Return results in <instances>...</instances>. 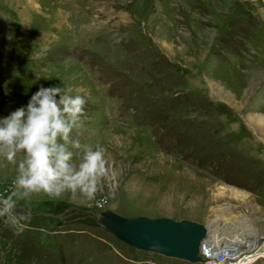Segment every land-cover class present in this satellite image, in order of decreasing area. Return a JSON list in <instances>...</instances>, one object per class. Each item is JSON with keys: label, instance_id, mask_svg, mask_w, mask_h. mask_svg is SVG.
I'll list each match as a JSON object with an SVG mask.
<instances>
[{"label": "rangeland", "instance_id": "1", "mask_svg": "<svg viewBox=\"0 0 264 264\" xmlns=\"http://www.w3.org/2000/svg\"><path fill=\"white\" fill-rule=\"evenodd\" d=\"M41 87L85 97L72 138L105 149L108 175L93 199L23 198L0 158L18 221L0 217V264H202L136 249L91 212L264 241V0H0V118Z\"/></svg>", "mask_w": 264, "mask_h": 264}, {"label": "clouds", "instance_id": "2", "mask_svg": "<svg viewBox=\"0 0 264 264\" xmlns=\"http://www.w3.org/2000/svg\"><path fill=\"white\" fill-rule=\"evenodd\" d=\"M86 103L83 95L67 94L61 87H41L26 107L0 118V158L17 163L14 185L23 198L33 193L53 198L65 193L95 197L108 175L105 149L82 146L72 138L73 131L82 126ZM72 149L82 150L75 160ZM15 213L14 201L0 198V217L16 224Z\"/></svg>", "mask_w": 264, "mask_h": 264}, {"label": "water", "instance_id": "3", "mask_svg": "<svg viewBox=\"0 0 264 264\" xmlns=\"http://www.w3.org/2000/svg\"><path fill=\"white\" fill-rule=\"evenodd\" d=\"M91 213L103 228L136 249L201 262V257L197 254L199 243L205 235L203 224L187 219L172 220L167 217L126 218L112 211ZM43 214L59 218L63 213Z\"/></svg>", "mask_w": 264, "mask_h": 264}, {"label": "bare ground", "instance_id": "4", "mask_svg": "<svg viewBox=\"0 0 264 264\" xmlns=\"http://www.w3.org/2000/svg\"><path fill=\"white\" fill-rule=\"evenodd\" d=\"M226 190L229 193H235V194L238 193V194H241L242 196L245 197V194H243L241 191L235 190L233 188L226 187ZM213 223H214L213 221H210L209 222V225H208L209 230H208L206 224H203V226L205 227V233L208 232V231L209 232L212 231L213 232V235L216 236L214 234V230L213 229H210L212 227L211 225ZM238 235H239L238 240L236 241V243H234V245H230V244L223 245V244H221L220 243V240H219V238L217 236H216V238L215 237H213V238H210L209 237V239L215 241V243H216V248H215L216 253H222L223 252L228 257H232V256L237 257L238 256V253L236 255L235 254L234 255H230V254H227L228 251L234 250V247L236 245H238V244L239 245H245V244L247 245L248 241H250L249 238L251 237L252 240H253V243H249L248 244V247H252V250H251V252L250 251L249 252L246 251V252L249 253V256H247L248 258L244 260V263L245 264H252V263L256 262V260H258V259L260 260L261 258L264 257V252H263L264 251V241L263 240H260V236L255 235V233H252V232L251 233H244L243 231L240 232ZM200 243H201V241H200ZM200 243H199V246H200ZM255 254H256V256H255ZM197 256H199V255L197 254ZM168 257H170V256H168ZM175 258H177V257H175ZM179 259H181V258H179ZM183 260H186V259H183ZM239 260L241 262V260H243V259H239ZM186 261H188V260H186ZM189 262H192V261H189ZM192 263H199V262H192ZM202 264H204V263H202ZM209 264H217V263L214 262V261H212V263H209ZM241 264H243V263H241Z\"/></svg>", "mask_w": 264, "mask_h": 264}, {"label": "built area", "instance_id": "5", "mask_svg": "<svg viewBox=\"0 0 264 264\" xmlns=\"http://www.w3.org/2000/svg\"><path fill=\"white\" fill-rule=\"evenodd\" d=\"M217 236V235H216ZM216 236H212L211 233L208 231L205 233L204 237L201 240L200 246H199V252L198 255L201 257L200 263L209 264L212 263V261L216 262L217 264H245L244 260L247 259L249 256V253L245 251V249H242L238 256H232L228 257L223 252L222 253H216V243L215 241L209 239ZM239 259H243L240 260Z\"/></svg>", "mask_w": 264, "mask_h": 264}]
</instances>
